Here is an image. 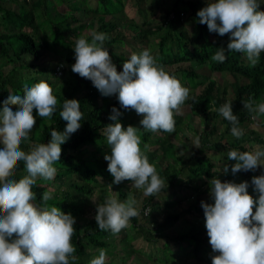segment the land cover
Segmentation results:
<instances>
[{"label":"trees","instance_id":"16d2710c","mask_svg":"<svg viewBox=\"0 0 264 264\" xmlns=\"http://www.w3.org/2000/svg\"><path fill=\"white\" fill-rule=\"evenodd\" d=\"M77 1L0 0V110H2L3 102L7 100L10 94L22 96L25 85L32 87L35 83L43 81L42 78H45L44 81L53 89V94L58 101L56 111L51 119L40 118L36 110H33L36 125L29 138L22 141L21 150L29 152L35 145L49 142L50 133L53 130L64 131L67 122L62 120L59 115L64 99L79 101L80 111L82 112L81 127L61 145L62 154L60 161L53 164L56 169L54 178L44 180L38 177L36 184L32 186V191L36 195V200L33 203L38 207H42V196L45 192H48L52 197L47 202L49 207H59L63 213L71 214L74 217L76 231L72 236L71 243L76 249L73 254L77 257L75 264H83L88 259L92 260L97 257L99 255L98 249L106 250L109 248L108 239L114 234L110 230L102 231L97 227L95 222L97 213L95 212L93 216H90L89 200L94 195L97 187L104 190L109 188L108 185L113 184L114 177L108 172V162L104 159L105 155L111 154V149H106L109 145L107 144L106 136L103 134V128L108 124L114 123V121L109 119V116L113 114L111 110L116 108L121 113L118 120L125 129L128 126L140 128L137 134L141 138L142 146L147 148V152H150L149 149L156 147L164 149V155L159 161L158 169H156L159 177L165 182L164 187L159 193L147 197L144 200V210L141 213L139 212L137 217L131 218L129 221L130 225L128 224L127 227L121 230V232L125 233L123 237L128 239L126 243L137 254L138 251L147 252L143 248L138 249L137 246L140 240L151 243L158 240L162 241L166 238L165 231L170 229L177 219L184 217V214L167 211L164 216L162 214L161 216L157 215L150 221L152 212L157 210L162 213L160 208L162 205L159 204L161 202L160 199L164 200V207L167 210L172 206L181 205V203L189 199V197H186L187 192L185 193V190L191 188L194 190L193 194H197V199L185 212L190 215L194 214L195 221L198 219L199 224L193 222L194 224L190 225V223V229L186 234H175L173 238L170 237V242L172 241L171 243L175 246H182V243L188 240L194 251L191 255L192 260L204 261L208 264L212 263L211 259L207 260L204 257L211 249L208 248L210 243L205 225H200L202 221L205 222L201 202L214 204V200L210 196L209 181L213 178H218L221 182H234L237 184L248 182V193L253 198H258V194L253 191L254 186L251 184V180L253 176L264 174V167L254 172L241 171L235 175L232 174L231 169H228L227 174L222 169L224 159L228 160L229 151H251V147L247 144L251 137L245 133V130H251V134H256L249 128L253 124L252 116L254 114H250L244 109L242 101L246 102L251 97L256 104L264 103V52H261L259 61L254 67L250 66L245 54L235 51L229 53L227 45L230 42V34L220 36L217 33H210L206 24L199 23L197 12L207 6L203 0H175L174 8L166 12L161 22H159L160 24L158 23L148 28H146L144 21L142 24L144 28L142 29H139V24L132 23L134 24L132 26L134 32H138L136 35L137 40L143 41L154 35L158 36L154 42L156 49L151 54L155 58L156 63L163 65L169 74L180 78L181 83L193 88V92L189 93L190 95L186 100L190 111H178L174 115L175 130L179 133L175 132L172 134V139H167L164 136V134H168L167 132H146L140 124H136L130 119L127 120L125 117L130 110H125L120 106L117 95L103 96L90 80L81 78L78 74L71 71V66L75 63L73 48L75 47L77 33L84 27L81 25L74 27V25L79 24V22L82 23L85 18L81 19V17H86L85 14L88 12L99 15L95 18L99 22V30L94 32L108 34V39L104 40L103 47L114 58L113 64L118 72L123 70V68L119 69V67L128 57L121 51V54L114 51L115 46H126L128 49H130L128 46H131L126 42L124 33L117 31V27L108 21V17L116 18L117 14L121 12V8L116 7L114 0H87L85 5H90L91 7H86V9H81L76 4ZM261 1L258 0L260 2L259 9L264 12V2L261 3ZM58 2H60V5ZM156 2L157 0H153V3ZM7 4L15 5L18 9L7 7ZM58 8H60V15H58L56 10ZM188 12L193 21L192 32H189L186 28H180ZM37 13L40 14L38 15ZM77 13L83 14L79 16ZM42 15H49L55 20H59L58 24H55L56 35L51 43L42 44L38 42L31 35L32 33L28 31L35 30L37 33H41L42 24L38 23L37 17ZM56 15H58V18ZM89 26L93 27L91 23ZM163 30L165 31L162 32ZM86 40L91 43L92 35H87ZM150 47L152 49V44ZM220 48L225 49L227 57L223 63L211 59L217 49ZM64 50L68 51L65 54L66 61L62 59ZM142 51L132 50L131 54H139ZM47 53L55 56L58 63L56 64L51 60L46 64H41L43 56ZM193 62H197L203 69H195L192 65ZM63 64H66V66ZM61 65L64 68L62 76H59L57 69ZM175 65H179L178 71H170ZM8 67L10 69L7 70ZM208 72L210 76H208ZM219 73H226V75L236 80L234 98L229 101L232 102L233 114L238 118V124L235 126L243 131V135L239 138L232 136V123L224 119L218 111L219 107L227 102L224 95L228 94L225 91V83L223 85L212 79L214 75ZM200 87L202 90L196 93V89ZM11 107L13 111L17 110V106ZM188 118H191V120L198 119V122L192 120L189 123L190 125H195L196 138L201 139L204 136L211 135V132H207V128L211 122H216L217 120L224 125V132L214 142L201 144L199 147L190 143V139L180 137L183 127L187 131L190 128L188 123H186ZM258 118L264 119V115ZM203 121L205 122L203 123ZM262 126H264V123H262ZM178 136L179 138H177ZM177 140L182 141L183 144L188 143V151L181 150L180 147L184 149L185 146L183 147V144L178 145ZM255 140L264 148L263 140L260 138ZM157 144L160 145L158 146ZM86 148L90 158H80V155H84V152L80 151ZM209 151L217 152L218 154L209 155L207 154ZM172 157L178 161V165L171 163L170 159ZM228 161L236 163L234 160ZM149 162L151 163V161ZM171 166L173 167L171 168ZM259 170L261 173H259ZM25 175H27V172L24 162L20 161L14 175L9 179L18 182ZM68 175H71L70 179H67ZM74 176H77V181L73 180ZM61 181L67 185V189L64 191L61 190L62 183L60 184V190L53 186L54 182ZM128 182V180H125L119 185L113 184L117 188L121 202L126 201L129 195L134 196V193L127 187ZM163 194H166V196L162 197ZM128 226L131 227L128 229ZM144 227H148L151 232L143 235ZM134 234L138 238L135 239L136 235L134 236ZM131 235L134 236V239L131 238ZM115 236L120 238L121 235L115 234ZM14 238L15 234L13 235ZM90 249L95 250L91 253ZM112 249L115 256L117 253L116 246ZM187 249L191 251L190 247H187ZM177 252L183 254L180 249H177ZM141 253H138L139 257L145 259ZM127 258L124 260L131 262ZM136 260L138 261L137 258ZM165 263L171 264L166 261ZM184 263L190 264L189 258L185 254H183V260L179 264Z\"/></svg>","mask_w":264,"mask_h":264},{"label":"clouds","instance_id":"9594fccd","mask_svg":"<svg viewBox=\"0 0 264 264\" xmlns=\"http://www.w3.org/2000/svg\"><path fill=\"white\" fill-rule=\"evenodd\" d=\"M259 7L258 0H207V6L197 12V17L210 33L230 34L227 51L245 54L254 67L264 52V12ZM91 35V43L84 37L76 39L71 71L90 80L103 96L117 95L123 109L134 110L143 117L140 125L144 131L174 133V115L191 91L163 65L157 64L147 49L132 53L118 72L103 47L106 35L96 32ZM211 59L225 62V49H217ZM57 103L50 85L40 81L32 87L25 85L22 96L10 94L0 110V144L3 145L0 148V264H75L77 260L71 243L76 231L74 217L59 207H49L47 202L52 197L48 192L42 196L43 206L38 207L33 203L36 195L32 186L38 177L54 178L53 164L60 161L61 145L81 127L80 102L64 99L59 113L67 122L63 132L53 130L49 142L37 144L29 152L21 150L22 141L29 138L36 125L33 110L40 118L51 119ZM242 103L245 110L254 114L253 120L264 115V103L256 104L251 97ZM11 106H17V110L13 111ZM111 111L109 119L114 123L105 126L103 134L111 149L104 159L114 177L113 184L128 180L133 182L132 187L142 189L145 196L159 193L165 182L140 148L141 138L137 134L140 128L125 129L118 120L121 113L116 108ZM218 111L232 123V134L241 137L243 131L235 126L238 118L233 114L232 102L227 101ZM227 158L236 161L231 167L233 175L264 167V150H259V146L254 151H229ZM20 161L24 162L27 175L18 182L10 180ZM223 172L227 174V165ZM209 184L214 204L202 201L201 207L212 252L218 253L211 256L212 264H264V174L251 180L258 198L248 193V182L237 184L213 178ZM136 204L131 195L121 202L113 192L96 206L97 227L118 234L131 218L139 215ZM98 252L90 264H105L106 250L98 249Z\"/></svg>","mask_w":264,"mask_h":264},{"label":"rangeland","instance_id":"374dc122","mask_svg":"<svg viewBox=\"0 0 264 264\" xmlns=\"http://www.w3.org/2000/svg\"><path fill=\"white\" fill-rule=\"evenodd\" d=\"M204 3L207 4V0H203ZM264 2V0L261 1V3ZM87 3V0H78L76 4H78V6L81 9H86V7H91L90 5H85ZM114 3L116 5V7H120L121 8V12L118 13L116 16V18H111L108 17V21H110L111 23H113L116 27H117V31H121L122 33H124L123 35L126 37V42L129 43L131 46H128L130 49H128L126 46H115V50L116 52H119L118 54H121L120 51L124 54H126V57H130L131 55V51H142V49H147L150 50V53L152 54L155 51V46H154V42L157 40L158 36L154 35L153 37H150L148 40L144 39L143 41L141 40H137L136 39V35L138 34L137 31L134 32V28L132 27L134 24L132 23H136V25H138V27H140L139 29L144 28V26H142L143 21L145 23L146 28H148L149 26H153L158 24L159 22H161V19L165 16L166 12L173 9L174 8V4H175V0H157L156 3H153V0H118V2H116V0H114ZM58 4L60 5V2H58ZM156 4V5H155ZM7 7H11L13 9H18L17 6L15 5H8ZM58 12V15H60V8L56 9ZM67 10V9H66ZM74 10V9H73ZM187 10V9H186ZM260 11H262L261 9H259ZM71 13V12H69ZM38 15L40 13H37ZM80 15H82L83 13H77ZM56 15V17L58 16ZM85 16H82L81 19H84L83 22H79V24H75L74 27H79L81 26H86V28H82L81 31H79L77 33V38L79 37H84L86 39L87 35H91L94 31L99 30V22H97L95 20V18H97L99 15L93 13V12H88L85 14ZM58 18V17H57ZM37 21L39 24L41 25V33H37L35 30H28L30 33H32L31 35H33L38 42L44 44V43H51L53 40V37L56 35V30L55 24H58L59 20H55L54 18L45 15L39 16L37 17ZM158 21V22H157ZM78 23V22H77ZM91 23L93 25V27L89 26L88 24ZM160 24V23H159ZM186 28V30H188L189 32H192V28H193V21L190 18V13H186V17H185V21L183 22L182 26H180V28ZM166 30V29H165ZM165 30H163L162 32H164ZM34 33H33V32ZM103 34L106 35V40L108 39V34L102 32ZM39 38V39H38ZM61 39V38H60ZM152 44V49L150 47V45ZM141 46V47H139ZM136 48V49H135ZM44 52H46L45 50H43ZM68 52V51H67ZM65 50L63 51L64 56L62 57V59L64 61H66V53ZM44 54V53H42ZM117 54V55H118ZM111 57V61L112 63L114 62V58L112 57L111 54H109ZM116 55V56H117ZM54 61V63H58V60L55 58V56L51 55L50 53H47L46 55L43 56L41 64H46L49 61ZM64 66H66V64H63ZM193 67L197 70H200V65L197 62H193L192 63ZM179 65H175L172 67V69H170V71L172 72H177ZM66 68V67H65ZM123 68V64L119 67V69ZM10 69V67L7 68V70ZM203 69V67L201 68ZM177 70V71H176ZM209 73V72H208ZM207 73V74H208ZM224 74H217L215 75L214 79L216 81H218L219 83L223 84L225 83L226 88L225 91H227V95H224L225 100L229 101L230 99L234 98V90H235V86H236V80L231 77V76H227ZM208 76H210V73L208 74ZM222 77H225V79H222ZM180 81V78H177ZM42 80L44 81L45 78H42ZM181 83V81H180ZM184 87H187L189 89V92L191 91V93L193 92V88H191L189 85L183 84L181 83ZM58 87V86H57ZM56 87V88H57ZM203 88V87H202ZM202 89L201 87L196 89V93L200 92ZM190 95V94H189ZM131 111V110H130ZM128 111L127 115H126V119L127 120H132L134 123L136 124H140V120L143 118L142 116H138L136 114V112L133 110L132 112ZM189 112L190 108L187 107V103L186 101L184 102L183 105L180 106L179 112ZM195 122H198V119H192ZM191 118L186 119V123H188V126L190 127L189 130L187 131L184 130V125L181 126L183 127V129H181L180 132V137L181 138H188L190 139V143H193L194 145L197 146H201V144H206V143H211L214 142L215 139H217V137L224 132V125L219 122V120H217L216 122H211L210 126L207 128V132H211V135H207L202 137L201 139H199V143H196L197 138L195 137L196 133L194 132L195 130V125H190L189 123L192 122ZM205 121H203L204 123ZM262 123H264V119H260L257 118L255 120H253V124L249 126L250 129H252L254 132H256V134H251V130L249 131L248 129H246L245 133L251 137V140L247 143L249 147H251V151L257 150V146H259V150H264L263 146H261L260 144H258V141H256V138H260L261 140L264 141V126H262ZM187 126V127H188ZM186 127V128H187ZM201 127V126H200ZM176 133H179L178 131L175 130ZM174 132V133H175ZM216 133V134H215ZM169 134V135H168ZM168 134H164V136L167 139H172V134L173 133H168ZM234 136V135H232ZM162 138V137H161ZM179 138V136L177 137ZM178 145L183 144L182 141H178ZM162 144V142H161ZM158 146L160 144H157ZM154 145V146H157ZM185 146V147H184ZM3 145L0 144V148H2ZM141 150L142 152L147 156L148 160L151 161V164L155 165V168L158 169V165H160V159L161 157L164 155V149L161 147H156V148H152L149 149L150 152H147V148L142 146V144H140ZM183 147H180L181 150H185L188 151V143H184ZM190 147V146H189ZM179 148V147H178ZM107 150H110V146L108 148H106ZM87 148L85 150H81L80 152H84V155H80V158H85V159H89L90 155L87 153ZM147 152V153H146ZM207 153V152H206ZM81 154V153H80ZM207 154L209 155H217V152H212L209 151ZM225 161L223 162L224 165H222V169L225 165L228 166V169H231L232 165H234L235 163H233L232 161H228L226 159H224ZM171 163L174 165H178V161L176 159H170ZM222 163V164H223ZM82 167H84V165H82ZM173 166H171L172 168ZM263 167H260V169ZM259 169V168H258ZM259 173H261V171L259 170ZM71 175H68L67 179H70ZM73 180L77 181L78 178L77 176L73 177ZM61 182H57L53 184L54 188H58L60 190V184ZM132 181H129L127 183V187L129 188L130 191H132V193H134V196H132L136 201V207L138 209V211L141 213L144 210V200L149 197V196H145L143 194V190L142 189H136L134 187H132ZM61 190L64 191L67 189V185L64 183L61 184ZM115 193L117 199L119 201H121L119 199V193L117 191V188L111 184V187L102 190L101 188L95 189L94 195L92 196V198L89 200V204H90V216H93V214L96 212V206L97 204H101L103 203V200L105 201V199L113 194V192ZM186 197H189L188 200L184 201L183 203H181V205L178 206H172L170 207L168 210L167 208H165V202L164 200L160 199L161 202L159 203L160 208L162 210V213H160L157 210H153L150 221L153 220V217H157L158 216H164L167 211H172V212H176L178 214H184V217H180L179 220L176 222H174L173 226L168 229L167 231H165V234L167 235L166 238H164L162 241L158 240L157 242L153 241L151 243H147L144 242L143 240H140V242L138 243V249H145L147 250V252H142V251H138V253H141L144 258L143 259L141 257H139L140 255L131 249L128 244L126 243L128 241L127 238H124L123 236L125 235L124 232H119L118 234L121 235L120 238L116 237L115 235H111L109 240V248L106 249V261L105 264H166V262H172L171 264H179L177 261V257L179 261L183 260V254H185L186 257L189 258V262L190 264H208L207 262L201 261L198 262L196 260H192L193 258H191V255L194 253L192 246H190V242L188 240H185L184 243H182V246L179 245H174L170 242V237H174L173 235L175 234H186L189 229H190V225L194 224L193 222L198 223V219L197 221H195V216L194 214H188L187 209L192 205L193 202L196 201L197 199V194H193L194 190H192L191 188H189L188 190H185ZM166 194H163L162 197H165ZM184 196V195H183ZM184 209V210H183ZM147 221H149V219H147ZM191 223V224H190ZM130 225V222L128 223ZM190 224V225H189ZM199 224V223H198ZM200 225H205V222L202 221V224ZM131 226H128V229ZM143 232L142 234L144 235V233L147 232H151V230L148 227H144L143 228ZM155 233H157L156 230H154ZM124 233V234H123ZM136 234H134L135 236ZM139 235V234H138ZM134 236L131 235V238L134 239ZM169 237V240H168ZM138 238V236H135V239ZM161 242V244H160ZM114 246H116V255L114 256L113 254V249ZM144 246V247H143ZM179 247V248H178ZM187 247L191 248V251L187 249ZM211 245L208 247L209 249ZM137 249V250H138ZM177 249H180V251L183 253H179L177 252ZM95 250V249H94ZM93 249H90L91 253L94 252ZM157 250V251H156ZM155 253V255H154ZM206 253V252H205ZM93 255V254H91ZM213 255H218V253H213L212 249L211 251H209L208 253H206L204 255V257L209 260L211 259V256ZM129 258V260L131 262H129L128 260L125 261V258ZM110 258V259H109ZM127 258V259H128ZM136 258L138 259V261L136 260ZM83 260V259H82ZM91 260H87L85 261L83 264H90ZM125 261V262H124ZM186 264V263H184ZM189 264V263H187ZM212 264V263H209Z\"/></svg>","mask_w":264,"mask_h":264},{"label":"built area","instance_id":"2783aa9c","mask_svg":"<svg viewBox=\"0 0 264 264\" xmlns=\"http://www.w3.org/2000/svg\"><path fill=\"white\" fill-rule=\"evenodd\" d=\"M63 66L61 65L57 70H58V72H57V74L59 75V76H62V73H63Z\"/></svg>","mask_w":264,"mask_h":264},{"label":"crops","instance_id":"0c3cea01","mask_svg":"<svg viewBox=\"0 0 264 264\" xmlns=\"http://www.w3.org/2000/svg\"><path fill=\"white\" fill-rule=\"evenodd\" d=\"M89 24H90V23H89ZM89 24H88V25H89Z\"/></svg>","mask_w":264,"mask_h":264}]
</instances>
